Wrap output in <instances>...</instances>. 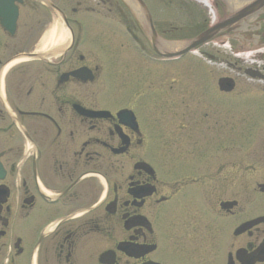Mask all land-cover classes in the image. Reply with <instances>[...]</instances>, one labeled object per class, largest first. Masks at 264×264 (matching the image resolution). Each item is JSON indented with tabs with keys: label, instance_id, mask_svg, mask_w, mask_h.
<instances>
[{
	"label": "flooded vegetation",
	"instance_id": "obj_1",
	"mask_svg": "<svg viewBox=\"0 0 264 264\" xmlns=\"http://www.w3.org/2000/svg\"><path fill=\"white\" fill-rule=\"evenodd\" d=\"M0 264H264V0H0Z\"/></svg>",
	"mask_w": 264,
	"mask_h": 264
},
{
	"label": "rangeland",
	"instance_id": "obj_2",
	"mask_svg": "<svg viewBox=\"0 0 264 264\" xmlns=\"http://www.w3.org/2000/svg\"><path fill=\"white\" fill-rule=\"evenodd\" d=\"M260 207H261V206H259V204H258L257 207L255 208V210H256L257 212H259V211H260Z\"/></svg>",
	"mask_w": 264,
	"mask_h": 264
},
{
	"label": "bare ground",
	"instance_id": "obj_3",
	"mask_svg": "<svg viewBox=\"0 0 264 264\" xmlns=\"http://www.w3.org/2000/svg\"><path fill=\"white\" fill-rule=\"evenodd\" d=\"M59 43L60 42H63V37H62V34H61V36H60V38H59V41H58Z\"/></svg>",
	"mask_w": 264,
	"mask_h": 264
},
{
	"label": "water",
	"instance_id": "obj_4",
	"mask_svg": "<svg viewBox=\"0 0 264 264\" xmlns=\"http://www.w3.org/2000/svg\"><path fill=\"white\" fill-rule=\"evenodd\" d=\"M203 38H201L200 40H202Z\"/></svg>",
	"mask_w": 264,
	"mask_h": 264
}]
</instances>
